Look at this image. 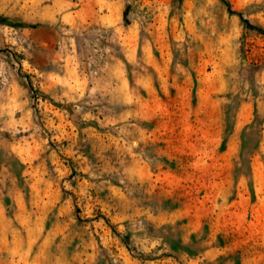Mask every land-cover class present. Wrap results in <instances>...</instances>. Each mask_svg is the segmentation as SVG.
Here are the masks:
<instances>
[{
    "label": "rangeland",
    "instance_id": "1",
    "mask_svg": "<svg viewBox=\"0 0 264 264\" xmlns=\"http://www.w3.org/2000/svg\"><path fill=\"white\" fill-rule=\"evenodd\" d=\"M125 1L124 21L134 23V31L126 38L128 102L134 98L132 73L141 70L152 75L158 100L176 105L174 109L159 105L157 117L180 118L189 133L188 142L181 147L182 162L189 163L188 156L193 153L198 155L197 164L205 176L210 174L216 181L212 187L205 184L202 191L207 202L217 201L207 213L220 209L253 225L250 232L236 237L238 254L233 255L232 264H241V259L245 264H264V0ZM37 25L0 14V92L9 81L7 77L12 76L15 93V108L7 113L0 110V135L6 143L0 142V155L18 150L21 138L31 143L40 138V149L57 153L70 168V175L76 177L78 170L66 154L73 145L87 149L83 136L79 133L75 137L76 129L84 126L77 122L78 113L85 115L87 110L78 111L74 102L55 100L48 90L54 88L60 94L75 90L80 85L76 72L95 70L101 63L93 60L96 47L78 50L60 44L45 47L43 58L38 59V47L32 44L38 33L28 30ZM136 43L135 61L131 51ZM142 95L146 96L144 90ZM21 98L26 101L24 108L17 105ZM94 112L99 117L117 118L120 111ZM7 114L11 120L6 124ZM126 117H134V111L127 110ZM34 149L36 146L31 145L30 150ZM120 160L123 167L127 159ZM92 161L100 170L101 158ZM111 163L117 171L118 159ZM115 176L116 183H130L119 181V173ZM46 224L48 229L50 223ZM106 224L109 238L95 235L91 251L83 248L88 241V223L77 220L61 227V236L56 239L61 263L134 264L133 259L143 262L151 257L135 243L139 232H149L146 223ZM157 233L158 258L170 256L165 245L171 243L170 233L162 228ZM124 256L132 261L123 263ZM192 256L205 264L199 252Z\"/></svg>",
    "mask_w": 264,
    "mask_h": 264
},
{
    "label": "crops",
    "instance_id": "2",
    "mask_svg": "<svg viewBox=\"0 0 264 264\" xmlns=\"http://www.w3.org/2000/svg\"><path fill=\"white\" fill-rule=\"evenodd\" d=\"M125 4V0H0V14L38 24L28 28L38 33L32 39L38 59L43 58L45 47L60 44L78 50L96 47L93 60L101 63L95 70L76 72L80 85L75 90L61 94L48 90L55 100L74 102L78 111L87 110L85 115L78 113L77 122L84 126L75 131L76 138L80 133L87 141V149L73 145L66 154L78 170L76 177L57 153L40 149V138L32 143L21 138L18 150L0 155V263L62 264L56 239L65 224L88 223L83 248L91 251L95 235L109 238L106 223L139 220L149 232L143 229L135 235V243L151 257L143 262L133 259L134 264H199L192 256L195 252L205 264H232L233 255L238 254L236 237L253 227L231 212L207 213L217 201L207 202L202 191L205 184L212 187L216 181L210 174L205 176L197 164L198 155L193 153L189 163L182 162L181 147L189 133L182 119L157 117L159 105L169 109L176 105L158 100L152 75L141 70L132 73L134 98L128 102L126 38L134 31V23L124 21ZM138 46L131 51L135 61ZM7 78L0 92V110L6 113L15 108L13 78ZM17 105L24 108L26 101L21 98ZM96 110L120 112L117 118L99 117ZM127 110H133L134 117H126ZM8 120L7 114L6 124ZM0 142H5L1 135ZM31 145L36 150L31 151ZM95 157L101 158L100 170L92 161ZM113 158L119 162L117 171ZM120 159H127L123 167ZM115 173L119 181L130 183H116ZM158 228L170 233L171 243L165 244L170 256L158 258ZM129 260L123 257V263Z\"/></svg>",
    "mask_w": 264,
    "mask_h": 264
},
{
    "label": "trees",
    "instance_id": "3",
    "mask_svg": "<svg viewBox=\"0 0 264 264\" xmlns=\"http://www.w3.org/2000/svg\"><path fill=\"white\" fill-rule=\"evenodd\" d=\"M246 24H248L249 26L253 27V28H256L257 30L263 32V29L261 27H257V26H254V25H251L246 19H242Z\"/></svg>",
    "mask_w": 264,
    "mask_h": 264
}]
</instances>
